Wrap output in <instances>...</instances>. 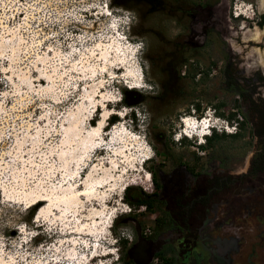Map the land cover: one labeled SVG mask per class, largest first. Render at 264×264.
<instances>
[{"label": "rangeland", "instance_id": "obj_1", "mask_svg": "<svg viewBox=\"0 0 264 264\" xmlns=\"http://www.w3.org/2000/svg\"><path fill=\"white\" fill-rule=\"evenodd\" d=\"M260 2L235 1L236 6L245 9V15L236 21L230 15L227 24L243 32L238 34L237 43L213 41L216 46L213 53L188 54L189 60L180 67L175 62L177 55L171 43L178 25L184 28L185 22L161 12V0H107L106 8L112 16H123L124 12L135 14V20L127 29L116 30L124 34L129 43L120 41L116 33L109 30L107 34L113 36L115 42L98 38L86 40L83 48L77 40L66 37H98L103 33L111 19L105 15L104 0H0V188H3L0 191V236L4 238L5 252L15 251V243L25 254L24 260L16 257L17 264H34V259H38L39 264H121L126 258H120V242L127 243L123 249L126 255L129 239L120 238L116 243L112 240L120 237L122 230L131 229L133 233V229L132 224L120 219L133 214L132 219L146 229L152 225L156 214V208L148 211L143 206L132 208L123 202L120 189L126 180L135 182L131 187L151 194L150 173L154 168L168 169L174 160L186 162L191 157L198 169L205 170L206 164L213 162L231 175L246 170L255 152L249 124L252 118L244 114L236 93L226 89L221 69L225 60L223 47L230 44L232 55L238 57L241 64H259L264 72V51L254 44L258 41L255 37L264 32V23L260 30L246 24L250 17L255 18L252 13L261 7ZM92 4L96 6L88 7ZM77 8L81 9L77 14L83 18L82 22L67 15ZM248 40L254 45L243 47ZM141 41L145 48L136 53L138 63L134 64L125 43L135 45ZM99 43L103 46H97ZM69 44H74L76 50L69 48ZM106 50L113 51L112 59L99 60L101 52ZM116 59L123 60V64H116ZM211 64L213 66L209 67ZM121 65L124 72L115 71L114 68ZM138 82L146 86L135 89L142 97L141 103L123 105L122 90ZM96 104H104L99 108L100 113L95 112ZM124 108L139 109L141 115L145 110L151 114L143 131L138 126L140 120L136 111L126 113L123 120L119 118L121 115L117 114ZM208 110L212 116L228 120L229 126L234 125V133L213 131L211 134L215 133L216 137L208 144L202 143V149L195 136L192 139L183 136L179 142L173 140L184 129L181 119L192 114L203 117ZM106 112L115 113L112 114L117 119L114 126L124 123L126 130L142 139L125 137L123 143H113L111 148L96 143L94 145L100 146L90 148L81 166L71 163L68 167L74 173L81 172L86 157L96 160L93 168L108 165L112 182L108 179L106 187L98 184L99 188L103 187L99 190L105 197L106 207L99 200L85 198L76 211H67L64 217L58 215L57 210L39 214L40 210L29 206L32 198L27 199L24 190L45 187L50 191L62 184L78 185L75 184L78 182L76 174L72 176L64 170L59 156L65 146L61 138L64 124L73 116H81L85 118V127L90 128V122L97 125V120ZM105 121V125H111L109 119ZM109 126L104 129L109 130ZM106 135V131L102 133ZM110 139L111 136L104 144L111 142ZM145 146L155 155L144 162L141 153H145ZM94 172L98 174L101 170ZM125 205L131 211H127ZM97 209L104 210V214H96ZM122 210L127 212L123 214ZM114 214L116 219L108 224ZM33 232L36 235H31ZM232 232L237 236L238 231ZM2 259L8 257L2 256Z\"/></svg>", "mask_w": 264, "mask_h": 264}, {"label": "flooded vegetation", "instance_id": "obj_2", "mask_svg": "<svg viewBox=\"0 0 264 264\" xmlns=\"http://www.w3.org/2000/svg\"><path fill=\"white\" fill-rule=\"evenodd\" d=\"M235 1L161 0V12L185 22L184 28L178 25L172 51L177 56L213 53V41L237 43L243 32L227 25ZM258 1L261 7L256 8V13H252L255 18L250 17L246 24L260 30L264 23V0ZM263 34L257 35L258 41L254 43L261 51ZM254 44L248 40L242 46L250 48ZM223 50L222 82L227 90L236 93L244 114L252 118L249 124L255 152L246 170L232 175L213 162L206 164L205 170L198 169L193 157L186 162L174 160L168 169H153L158 203L153 221L157 220V225L153 221L146 229L138 225L137 232L130 221L133 214L120 219L132 224L134 236L128 249L138 238L148 245L145 252L151 260L146 264H264V72L259 64H241L232 55L230 44ZM259 165L263 167L256 168ZM151 184L154 190L152 181ZM232 230L238 231L237 236ZM250 234L254 236L248 237ZM138 261L141 258L134 261L126 253L121 264Z\"/></svg>", "mask_w": 264, "mask_h": 264}, {"label": "bare ground", "instance_id": "obj_3", "mask_svg": "<svg viewBox=\"0 0 264 264\" xmlns=\"http://www.w3.org/2000/svg\"><path fill=\"white\" fill-rule=\"evenodd\" d=\"M105 15L107 16V14H105ZM241 15H245V9H243V10L240 9L239 16H241ZM122 35H124V34H122ZM125 41L128 42L127 40H125ZM98 45H101V43H99ZM104 45H106V44H104ZM101 46H103V45H101ZM107 50L101 52V54H100L101 58H99V60L105 58V60L108 62L109 61L108 58L110 60L112 59L111 55L113 54L112 53L113 51H107ZM116 60H117L116 64H118V65L123 64V62H122L123 60L122 61H118V59H116ZM106 65L108 66V63ZM105 68H106V66H105ZM123 68L124 67L121 65L119 68H114V69L117 72H119V71L124 72ZM104 74L106 76V73H104ZM113 74L115 75L114 72H113ZM115 77L116 76H113V78H115ZM131 89H136V88L132 87ZM99 93H102V90ZM96 98L99 99L100 98L99 95L96 96ZM101 107H104V104L103 105L96 104V111L95 112L100 113L101 111L99 110V108H101ZM105 109L107 110V108H104V110ZM104 114L101 115V117L97 120L98 121L97 125L91 124V122H90V128L85 127V124H86V123H84L85 118L83 119V117H81V116L80 117H74L73 116V118L69 119L68 124H64V127H63L64 129L62 131L61 138H62L63 144L65 146H64L63 151L59 154V156H60V159L62 160V165H63L64 170L66 172H70L72 176L76 174L75 176H76V178H78V182L75 181V184L78 183V185L66 186V184H62L60 187H56L55 190L51 189L50 191L44 189L45 187H42V189L37 188L35 190H29L28 189L29 191L24 190L23 194L25 195V197L29 198V196H30L32 198L30 200L29 206L34 207V208L36 207L37 210H40L39 214H42L44 212L45 213L50 212V211L55 212V210H57L59 213L58 215L63 216L67 211H70V212L76 211L77 207L80 205L81 201L85 198L86 199L92 198L95 200H99L100 202H103L102 206L103 207L105 206V204H106V202L104 201L105 197L102 194V192H100V190H99V189H103V187L100 186V188H99L98 184H103L105 187L108 185V184L106 185V183H107L108 179L110 180V173H112V171L109 173V171H108L109 169L107 170L108 165L107 164L102 165L101 169H98L97 166H96V168H93L92 166H93V164H95L96 160L91 161V159L86 157L83 160L84 163L82 165L84 166V168L81 172L74 173L73 170L70 171V169L68 168L71 163H75V164L77 163L78 166H81V160L84 158L85 155H87V153L90 152L89 151L90 148H92L93 145L96 143L100 144V141H103V142L106 141L107 138L114 133L113 130L116 129L115 126L113 127V129L111 131H109L108 129H104L106 126H109L110 124L109 125L106 124L103 128H101V121H105L104 120ZM112 114H115V113H113V112L110 113L107 120L112 116ZM117 115L119 116L120 114L118 113ZM124 116H125V114L121 115L119 117H121L123 120ZM187 118H190V117H187ZM204 119L209 121V126L207 129H205V132H209V128H212L214 126L212 123H210V120L207 119V117H205ZM183 121H184V119H181L182 126L184 127L183 131H184L187 126L185 125V123ZM200 127H203V125H201ZM96 129H99V135H91V133ZM199 130L200 129L198 128L197 131H199ZM105 131L107 132V135L102 136V133ZM183 131L181 133H183ZM86 132H87V134H86ZM206 135L207 134H204L201 137V136H197V135L193 134L192 137L195 136L200 142V140L203 139ZM183 136L186 137L187 135H182V137ZM192 137H191V139H192ZM117 144H121V143L118 142ZM102 145L103 144H101V146ZM128 146H129V144H128ZM104 149L105 148H103L102 150H104ZM120 153H122V152L120 151ZM125 156H126V154H125ZM144 160L145 159H143V161ZM113 163H114V165L116 164L115 161ZM98 166H99V164H98ZM71 169H73V168H71ZM78 170H79V168H78ZM96 170H101V173L96 174L94 172ZM115 172L118 173L119 171L115 170ZM121 177H123V176H121ZM112 179H114V178H112ZM17 180L19 182L21 179H17ZM115 181H117V180H115ZM146 181H147V179H146ZM21 182H22V180H21ZM110 182H112V181L110 180ZM131 184H135V182L131 179L126 180L121 185L120 190H123L125 187H128ZM2 190H3V188H0V191H2ZM4 193L6 194L7 190H5ZM103 211L104 210L97 209V211H95V213L101 215L103 213ZM126 212L127 211H125V210L121 211V213H123V214ZM108 213L109 212L106 213V216L108 215ZM55 217H58V216H55ZM116 217H117V215H115V214L111 215L110 218L108 219V224H110V222H112L113 219H116ZM98 219H99V217H98ZM78 226H80V225H78ZM46 264H53V262H48ZM55 264H61V263H55Z\"/></svg>", "mask_w": 264, "mask_h": 264}, {"label": "clouds", "instance_id": "obj_4", "mask_svg": "<svg viewBox=\"0 0 264 264\" xmlns=\"http://www.w3.org/2000/svg\"><path fill=\"white\" fill-rule=\"evenodd\" d=\"M104 4H105L104 11L107 14V16H109L111 19L108 22L103 33H101L98 37L92 36V35H81L79 37H66V38L77 40L81 44V47L83 48L84 42L86 40L87 41H94L98 38L100 40L107 39V40H112L113 42H115L113 36L107 34L109 32V30H111L112 33H116V36L119 38L120 41H125L126 38L120 32H117L116 30L118 28H121L122 31L127 29V27L132 24L133 20H135V14L133 12H124L123 16H112L111 12H107V8H106L107 0H104ZM94 6H96V4L89 5L88 7H94ZM80 10L81 9L77 8L76 10H74L72 12H68L67 15L72 16L77 21L82 22L83 18L77 14ZM83 10H87V8H84ZM115 11H123V10L122 9H115ZM121 26H123V28ZM97 46H99V45H97ZM68 47L72 48L73 51L76 50L74 44H69ZM144 48H145V44L143 41L138 42L135 45H130V44L125 43L126 51L131 53V56L129 57V59H132L134 64L138 63V61L136 59V53L139 52L141 49H144ZM85 50H88V49H85ZM118 50L119 49L117 48V51ZM70 55H71V53H69V56ZM145 63H147V61H145ZM137 75H139L138 67H137ZM65 87H67V85H65ZM128 87L129 88H132V87L144 88L146 86L143 85L142 83L138 82L135 84H129ZM4 95H7V93H5ZM130 111H136L137 112V117L140 120V124L138 126L141 127V130L143 131V128L145 126V122L150 118L151 114L145 110V112L141 115L139 109H136V108H133V109L124 108L122 110V112L119 114L124 115ZM109 115H110V113L106 112L104 114V120H107ZM205 117H207V119L210 120V123H212L214 126L212 128H209V132H205V129H207L209 126L208 120H202L199 123H197V121L192 119V118H184L183 122L185 123V125L187 127L185 128L183 133L176 134L173 137V140L176 142H179L181 140L182 135H187L189 137V139H191L193 134H195L197 136H201V137L204 134H207L204 137V138H206V137H209L211 135V132H213V131L229 132V134L234 133V131H235V129L233 127L234 125L229 126L228 122H227L228 120H224V118H220L218 116H214V115L212 116V114L209 113V110L205 113ZM130 124H131V122H129V125ZM201 125H203V127H200ZM104 126H105L104 121H101V128H103ZM115 128L117 130L111 135V142L104 144L103 141H100V144H103L104 147L111 148L113 143H118V142L123 143L124 137H130L132 140H141L142 139L139 135H135L131 131L126 130L124 123H118L115 126ZM198 128L200 129L199 131H197ZM91 135H99V129L94 130L91 133ZM203 139L200 140V143H205V141ZM98 146H100V145H93V147H98ZM145 153H141V155L143 156V159H150L152 156L155 155V153L151 150V148H148L146 146H145ZM124 207L127 211H131V209H128L126 205ZM113 212H115V209H113ZM20 231L21 232L24 231L23 226H21ZM31 235L34 236V235H36V233L33 232V233H31ZM120 238H127V239L131 240L133 238V233H132L131 229L122 230L120 232V237L113 239L112 243H116L117 240ZM97 239H100V237H97ZM4 247H5L4 238L2 236H0V264H17V260H16L17 256H19V258L21 260L25 259V254L21 253L19 251V246L17 244L13 243V248L15 249V251H13V252H5ZM112 251H115V249H113ZM93 255H95V253H93ZM2 256H7L8 259L5 261L2 259ZM34 264H39V260L34 259ZM101 264H110V262H101Z\"/></svg>", "mask_w": 264, "mask_h": 264}, {"label": "trees", "instance_id": "obj_5", "mask_svg": "<svg viewBox=\"0 0 264 264\" xmlns=\"http://www.w3.org/2000/svg\"><path fill=\"white\" fill-rule=\"evenodd\" d=\"M264 19V14L262 15V17ZM176 60L175 62H177V65H179L180 67L184 65V63H186V61L188 60L187 55H180V56H176ZM142 97L140 95V93H138L135 89H123L122 90V97H121V101L123 105L126 106H136L138 104L141 103ZM233 116V115H232ZM117 119L115 116H111L109 118L108 123H111V125L116 122ZM234 135V134H233ZM216 137V134L213 133L211 134L209 137L205 138V143H209L211 141H213V139ZM200 149L203 148V146H198ZM258 157H260V154H257ZM263 167V165H259L256 168L261 169ZM254 172V171H253ZM151 176V181L154 184V190L152 191L151 194H146L145 192H143L140 188L137 187H125L123 189V195H122V200L123 202L132 208L135 207H139V206H143L145 208H157L158 207V203L156 202V190H157V186L154 183V179H153V173H150ZM154 225H157V220L153 221ZM126 242L125 241H121L120 242V258L125 257L126 255L123 254V249L126 246Z\"/></svg>", "mask_w": 264, "mask_h": 264}, {"label": "water", "instance_id": "obj_6", "mask_svg": "<svg viewBox=\"0 0 264 264\" xmlns=\"http://www.w3.org/2000/svg\"><path fill=\"white\" fill-rule=\"evenodd\" d=\"M260 41H261V46L264 49V34L260 36ZM130 221L134 224L135 230L138 232L139 227L137 222L132 219ZM146 249H148V245L142 239L138 238L137 242L129 249H127L126 253L134 261L137 260V258H141V261H138L139 262L138 264H146L151 260V256L145 252Z\"/></svg>", "mask_w": 264, "mask_h": 264}, {"label": "built area", "instance_id": "obj_7", "mask_svg": "<svg viewBox=\"0 0 264 264\" xmlns=\"http://www.w3.org/2000/svg\"><path fill=\"white\" fill-rule=\"evenodd\" d=\"M239 11H240V8L238 7V6H234L233 8H232V13H231V16H232V18H234V19H237L238 17H239ZM234 127V126H233ZM147 180H148V182H149V175H147ZM149 185V184H148Z\"/></svg>", "mask_w": 264, "mask_h": 264}]
</instances>
